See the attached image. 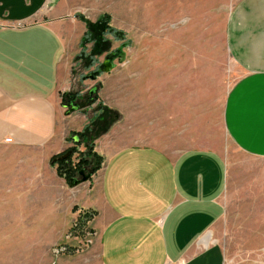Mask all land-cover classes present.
I'll use <instances>...</instances> for the list:
<instances>
[{
    "label": "rangeland",
    "instance_id": "374dc122",
    "mask_svg": "<svg viewBox=\"0 0 264 264\" xmlns=\"http://www.w3.org/2000/svg\"><path fill=\"white\" fill-rule=\"evenodd\" d=\"M61 1L58 30L70 71L69 88L59 92L66 144L51 155L41 146L0 144V177L12 178L6 186L13 191L7 200L0 196L7 201L0 205V264H100L93 221L100 167L90 169L94 159L77 166L87 145L76 138L85 129L102 160L105 150L127 144L220 152L227 167L224 212L197 244L216 248L221 264H264V157L236 148L222 121L226 93L241 74L226 43L238 0ZM102 14L120 36L83 42L88 24ZM67 92L80 96L79 108L69 109ZM73 112L86 122L64 130ZM80 170L90 176L81 180Z\"/></svg>",
    "mask_w": 264,
    "mask_h": 264
},
{
    "label": "crops",
    "instance_id": "0c3cea01",
    "mask_svg": "<svg viewBox=\"0 0 264 264\" xmlns=\"http://www.w3.org/2000/svg\"><path fill=\"white\" fill-rule=\"evenodd\" d=\"M62 7L61 0H0V144L41 146L49 155L65 147L59 92L69 88L70 71L58 30ZM226 43L241 74L226 93L223 126L236 148L264 157V0L236 2ZM85 120L67 113L64 130ZM102 154L93 201L100 264H221L216 248L197 244L224 212L220 152L127 144ZM9 180L0 177L6 200Z\"/></svg>",
    "mask_w": 264,
    "mask_h": 264
},
{
    "label": "trees",
    "instance_id": "16d2710c",
    "mask_svg": "<svg viewBox=\"0 0 264 264\" xmlns=\"http://www.w3.org/2000/svg\"><path fill=\"white\" fill-rule=\"evenodd\" d=\"M107 20H108V16L106 14H102L99 18L96 24L93 23H89L88 24V31L87 33H85V35L83 36V42L85 40L88 39V37L91 38H97V36L99 35H103L105 33H111L113 34V36L115 37H119V31L116 29L111 28L108 24H107ZM98 27V29H97ZM96 41V39H95ZM124 45V44H121ZM99 73V71H94L91 74H89V76L91 78L96 77V75ZM93 91H89L88 95H92ZM66 97V105L69 106V109H77L79 108V103L81 101V98L79 95H77L76 93L73 92H67L64 95ZM88 133V130L85 129L83 131H81L79 133V137L76 138V142L77 144L79 142H85V144L87 145V147L85 148L83 152V154H78L79 155V162L77 163L78 167H82L85 166L87 164V161H90L89 159H94L95 163L92 165V167L90 169H92L93 171L98 169L101 166L102 163V158L95 152L93 151V146H92V142H91V138L92 135L90 134V131ZM70 150V149H69ZM71 152V151H70ZM63 154V153H62ZM61 155V154H59ZM68 156V155H67Z\"/></svg>",
    "mask_w": 264,
    "mask_h": 264
},
{
    "label": "water",
    "instance_id": "95a60500",
    "mask_svg": "<svg viewBox=\"0 0 264 264\" xmlns=\"http://www.w3.org/2000/svg\"><path fill=\"white\" fill-rule=\"evenodd\" d=\"M110 65V63H106V64H104V70H107V68H108V66ZM69 154V151H66V153L64 154V155H62V156H59L58 158L59 159H61L62 157H66L67 155ZM79 174H81V176H82V179L81 180H84V179H87L89 176H90V174L89 173H87V174H83V170H80L79 171ZM78 182V180H73V181H71L70 182V185H74V184H76Z\"/></svg>",
    "mask_w": 264,
    "mask_h": 264
}]
</instances>
